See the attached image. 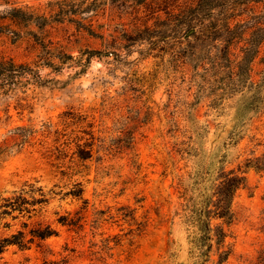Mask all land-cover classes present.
<instances>
[{"label": "rangeland", "instance_id": "1", "mask_svg": "<svg viewBox=\"0 0 264 264\" xmlns=\"http://www.w3.org/2000/svg\"><path fill=\"white\" fill-rule=\"evenodd\" d=\"M131 11L113 0H0V53L27 62L57 55L54 66L40 60L51 82L30 85L24 100L0 97V194L39 180L50 201L33 221L58 235L12 247L5 259L218 264L230 249L226 264H264V44L240 79L211 53L206 65L141 53V43L117 57L115 38L157 23ZM240 22L241 45L258 42L259 21ZM230 172L244 180L228 223L216 212ZM63 215L78 227L61 224ZM208 228L213 240L199 249L196 235Z\"/></svg>", "mask_w": 264, "mask_h": 264}, {"label": "trees", "instance_id": "2", "mask_svg": "<svg viewBox=\"0 0 264 264\" xmlns=\"http://www.w3.org/2000/svg\"><path fill=\"white\" fill-rule=\"evenodd\" d=\"M115 2L126 8L132 7L131 14L135 21L157 22L145 25V29L138 31L136 37L123 35L121 39L115 38L110 47L117 57L122 55L117 49L127 48L130 52L133 46L147 43V48L141 49V53L157 52L154 54L159 56L172 52L206 65H210L211 53L214 66H228L233 76L239 79L242 76L251 77L253 62L264 44V9L256 12V7L264 4V0H113ZM240 21H259L256 27L260 34L258 42L249 40L246 45H241L244 34L248 32L242 29ZM254 26L247 27L251 29ZM5 33L0 30V35ZM108 52V55L111 54ZM56 56L40 55L39 60L27 62L0 53V97L18 96L19 100H24L20 92L26 93L30 85L41 86L51 82L42 75L40 67L43 62L54 66L52 60ZM243 180V176L230 172L221 183L216 215L227 217L228 223L232 220V198ZM39 182L28 180L9 194H0V264H10L4 255L12 247L25 250L34 245L42 246L45 240L58 235L57 228L51 222L33 221L50 201L48 192ZM73 194L80 196L82 189ZM58 221L70 227H78L79 224L78 220L67 215L60 216ZM18 222L21 223L20 227L17 226ZM208 229L210 231L196 235L199 249L206 245L207 240H213L211 228ZM214 235L219 245L227 237L221 225L216 227ZM212 247L210 243L208 249ZM230 254V249L222 250L218 264H226ZM68 260L66 257L59 261L45 260L43 264H66ZM19 264L32 263L27 258Z\"/></svg>", "mask_w": 264, "mask_h": 264}]
</instances>
